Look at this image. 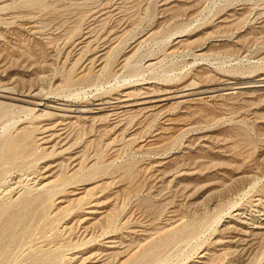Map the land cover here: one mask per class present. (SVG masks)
<instances>
[{"label": "rangeland", "instance_id": "obj_1", "mask_svg": "<svg viewBox=\"0 0 264 264\" xmlns=\"http://www.w3.org/2000/svg\"><path fill=\"white\" fill-rule=\"evenodd\" d=\"M260 80L264 0H0V264H264Z\"/></svg>", "mask_w": 264, "mask_h": 264}, {"label": "bare ground", "instance_id": "obj_2", "mask_svg": "<svg viewBox=\"0 0 264 264\" xmlns=\"http://www.w3.org/2000/svg\"><path fill=\"white\" fill-rule=\"evenodd\" d=\"M167 49V48H166ZM108 55V54H107ZM151 64V63H150ZM261 79H263V78H261ZM144 80V79H143ZM256 82V81H255ZM258 82H260L258 85H264V83H261V82H264L263 80H260V81H258ZM117 85V84H116ZM254 85V84H253ZM252 86V85H251ZM255 86V85H254ZM243 87H244V85L243 86H241V85H238V87L237 88H242L243 89ZM261 87V86H260ZM247 88V87H246ZM13 90H14V88H12ZM207 89V88H206ZM228 89V88H227ZM233 89V88H232ZM40 91V90H39ZM157 91V90H156ZM167 91V90H166ZM148 93H150V92H148ZM152 93V92H151ZM150 93V94H151ZM171 93H173V92H171ZM167 94V93H166ZM178 94V93H177ZM183 94V93H182ZM181 94V95H182ZM149 94H147V96H148ZM188 95V94H187ZM194 95V94H193ZM0 96L2 97V96H4V97H7V98H9L10 100H15V99H17L15 96H14V93H9L8 92V90L6 91V90H4V89H1L0 90ZM82 96V95H81ZM152 96V95H151ZM181 97V96H180ZM188 97V96H187ZM26 98V97H25ZM143 98V97H142ZM146 98V97H145ZM149 98V97H148ZM172 98V97H171ZM175 98V97H174ZM178 98V97H177ZM166 99H170V96L169 95H164V93H163V95L161 96V97H159V98H157L156 99V101H163L164 102V100H166ZM173 99V98H172ZM176 99V98H175ZM197 99V98H196ZM33 100V99H32ZM149 100V99H148ZM16 101V100H15ZM141 102V101H140ZM143 102V101H142ZM149 102V101H148ZM9 103H11V102H9ZM35 106H37V107H39V106H41V105H43V99L42 100H39V101H37V100H35L34 102H32ZM153 103V102H152ZM157 103V102H156ZM46 104V103H45ZM158 104V103H157ZM160 104V103H159ZM162 104V103H161ZM3 105H7L6 104V102L4 103V102H1L0 103V106H3ZM13 105H15V104H13ZM145 105V104H144ZM147 105V104H146ZM8 106V105H7ZM30 106V105H29ZM51 106V105H50ZM63 106V105H62ZM73 106H76L75 108H73L72 107V109L70 110V111H72V112H78V113H86L88 110L87 109H85L84 107H81V105H73ZM24 107V106H23ZM37 107H35V108H27V110H28V112H32V111H34V110H36L37 109ZM54 107V106H53ZM56 107V106H55ZM57 107H59V106H57ZM64 107H67V106H65L64 105ZM95 107V106H94ZM145 107V106H144ZM149 107V106H148ZM128 108V107H127ZM130 108V107H129ZM150 108V107H149ZM152 108H154L153 106H152ZM45 109V108H44ZM59 109V108H58ZM62 109H64V108H62ZM70 109V108H69ZM146 109V108H145ZM68 111V110H67ZM46 112V111H45ZM48 112V111H47ZM137 113H138V111H137ZM88 114V113H87ZM40 115H42V114H40ZM39 115V116H40ZM136 115V114H135ZM137 116V115H136ZM52 117V116H51ZM131 117V116H130ZM94 119V118H93ZM135 120V119H134ZM123 123V122H122ZM31 124V123H30ZM123 130H124V128H123ZM28 137H29V135H27V134H25L22 138H20L19 140H17V142L15 141L8 149H7V153L5 154V157L7 158V159H12V160H17L19 157H21L25 152H27L28 150H29V142H28ZM65 164V163H64ZM37 175V174H36ZM248 175V174H247ZM255 175V174H254ZM34 177V176H33ZM252 177V176H251ZM128 178V177H127ZM251 179V178H250ZM61 180V179H60ZM255 180V179H254ZM37 182V181H36ZM39 183V182H38ZM18 184H21V183H18ZM58 184L59 183H57V180L55 179V180H50V181H45V182H40V187H42V188H44V191H50V190H52L53 188H55V187H57L58 186ZM132 184V183H131ZM36 187V186H35ZM38 187V186H37ZM63 187V186H62ZM39 188V187H38ZM12 189V188H11ZM87 190H89V189H87ZM57 191H59V190H55V192H57ZM122 191V190H121ZM54 192V193H55ZM54 193H53V195H54ZM82 198H84V197H82ZM81 198V199H82ZM79 200H81L80 198H78ZM27 207V206H26ZM60 209V208H59ZM239 216V215H238ZM15 218L16 217H14V215H10L9 217H8V225H10L11 223H13V222H15ZM246 222V221H245ZM198 225V224H197ZM196 225V226H197ZM67 227V226H66ZM190 228H192V227H190ZM263 227H261L260 225H253V226H248V228H240L239 230H240V232H239V234L241 235L240 237H238V235H236V236H234L233 238H231V240H227L228 241V243L231 245V243H234V242H240V243H242V242H246L247 240H249V239H245L244 237H246L247 235H250V234H254V235H257V233L258 234H261V233H263V230L264 229H262ZM165 229V228H164ZM4 230L5 229H1L0 230V237H1V235H3L5 232H4ZM190 230V229H189ZM159 231V230H158ZM234 231V230H233ZM169 235V234H168ZM156 236V235H155ZM168 239H170V237L168 238ZM166 241V240H165ZM177 241H179V240H177ZM163 244V243H162ZM167 244V243H166ZM244 244V243H243ZM243 247V246H242ZM154 248V247H153ZM157 249V248H156ZM152 250V249H151ZM228 250V249H227ZM232 250V249H231ZM238 250V249H237ZM245 250V249H244ZM239 251V250H238ZM234 252V251H233ZM154 254V253H153ZM154 256V255H153ZM202 257H204L203 255H202ZM155 258H156V256H155ZM75 259V258H74ZM213 264V263H212Z\"/></svg>", "mask_w": 264, "mask_h": 264}]
</instances>
